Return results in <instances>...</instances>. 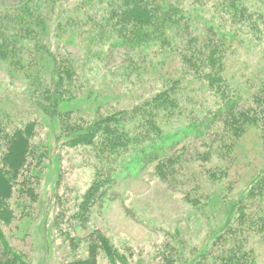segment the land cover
<instances>
[{"label": "trees", "instance_id": "16d2710c", "mask_svg": "<svg viewBox=\"0 0 264 264\" xmlns=\"http://www.w3.org/2000/svg\"><path fill=\"white\" fill-rule=\"evenodd\" d=\"M13 1L25 7L0 10V63L10 77L32 87V112L41 118L18 121L14 111L0 107V264H28L27 254L13 247L2 226L17 218L22 222L30 215L25 210L37 200L50 158L48 143L40 139V121L48 119L59 146L86 147L96 161L83 195L73 208L57 213L58 226L69 220L78 226L86 223L96 201L126 175L130 163L155 162L159 174L170 179L176 157L172 150L184 140H202L203 146H216L213 151L232 159L234 149L254 130L264 146V68L241 75L239 81L227 67L234 44L260 39L264 32V12L257 13L246 0H79L66 13L57 10L58 0ZM203 12L212 19L199 22L207 35L195 31ZM51 15L60 19L53 22ZM80 32L85 39L99 38L124 49L175 52L185 72L162 77L149 98L130 108L80 113L71 103L86 93L84 67L68 53H56L49 42L51 33L72 40ZM203 89L213 99L211 105L197 99ZM229 166L225 173L221 167L205 174L228 183ZM252 172L236 200L232 222L193 264H264L256 245L264 240V163ZM202 198L209 197L196 194L194 200ZM66 205L71 206L68 201ZM71 230L65 233L75 249L79 242ZM88 235L87 256L66 264H99L100 249L114 263L123 258L99 230Z\"/></svg>", "mask_w": 264, "mask_h": 264}, {"label": "rangeland", "instance_id": "374dc122", "mask_svg": "<svg viewBox=\"0 0 264 264\" xmlns=\"http://www.w3.org/2000/svg\"><path fill=\"white\" fill-rule=\"evenodd\" d=\"M79 2L58 0L57 10L66 13ZM246 3L257 13L264 12L262 0H246ZM24 7L13 0H0V10L24 11ZM210 16L207 12L199 13L202 19L196 20V33L207 35L201 23L210 20ZM51 18L53 22L60 19L59 15H51ZM64 36L51 33L49 42L56 53L64 56L68 53L84 67L82 89L86 93L71 103L80 113L83 109L89 110L87 115H91L94 110L130 108L149 98L161 84L162 77L185 72L175 52L124 49L110 42L105 44L99 38L85 39L82 32L72 40H64ZM240 43V46L233 43L227 63L239 81L241 75L247 77L264 68V32L260 39ZM184 76L187 78L186 74ZM31 92V86L21 78L10 77L0 63V107L14 111L18 121L36 119ZM207 94L203 89L196 96L203 100L200 103H205L206 99L211 105L213 99L207 98ZM45 120V123L40 121V139L48 143L50 158L44 165L37 200L25 210L30 215L22 222L17 218L18 221L2 226L13 247L27 254L28 264H66L87 256L88 234L97 230L108 237L123 257L114 263L100 249L99 264H193L218 233L232 222L236 200L249 175L264 163V146L256 130L246 134L234 149L235 159L225 157L219 150L213 151L216 146L211 149L203 146L202 140H184L172 150L176 157L170 179L159 174L155 162L130 163L131 169L126 175H120L118 181L106 189L107 194L101 201H96L86 223L78 226L76 221L69 220L58 226L55 224L57 213L62 208L74 207L95 175L96 161L86 147L59 146L48 119ZM229 165L233 167L228 183L212 180L205 174L210 169L219 171L221 167L225 173ZM196 194L209 198L197 201L194 200ZM67 201L71 206L66 205ZM74 222L77 227H72ZM65 229H72L71 235L78 239L75 249ZM256 245L264 258V240Z\"/></svg>", "mask_w": 264, "mask_h": 264}]
</instances>
